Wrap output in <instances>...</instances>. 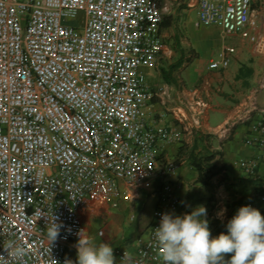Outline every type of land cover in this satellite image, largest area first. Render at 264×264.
<instances>
[{
  "label": "built area",
  "instance_id": "built-area-1",
  "mask_svg": "<svg viewBox=\"0 0 264 264\" xmlns=\"http://www.w3.org/2000/svg\"><path fill=\"white\" fill-rule=\"evenodd\" d=\"M195 1L196 26H217L264 50L252 0ZM166 9L158 0H0V244L11 239L27 249L16 258L0 246V264H63L82 229L80 209L90 202L116 209L156 176L162 181L145 234L115 258L164 264L154 228L162 212H176L179 197L176 163L162 154L200 127L207 106L194 89L171 98L144 81L141 67H155L164 50ZM79 12L81 24L69 22ZM233 51L224 46L208 67L226 68ZM254 109L255 102L238 119L249 121L245 141L264 161V108L249 116ZM256 164L239 161L249 175ZM52 214L63 227L50 244Z\"/></svg>",
  "mask_w": 264,
  "mask_h": 264
},
{
  "label": "crops",
  "instance_id": "crops-1",
  "mask_svg": "<svg viewBox=\"0 0 264 264\" xmlns=\"http://www.w3.org/2000/svg\"><path fill=\"white\" fill-rule=\"evenodd\" d=\"M259 1L263 3V6L259 7L264 8V0ZM253 2L254 0H252V6ZM186 6L183 12H186L187 19L182 21V24L186 33H189V23L196 19V1L188 0ZM204 27L220 30L214 25ZM172 28L173 24L162 25L161 22L160 32L163 36L164 50L158 61L160 67L158 64L154 67L162 78L160 86L164 87L171 98L194 89L207 101L200 127L191 135H186L180 143L167 145L162 154L164 160L176 163V175L171 178L179 197L176 213H183L189 211L191 206L204 204L207 217L228 221L238 207L245 204L246 199H251L253 206L263 214L264 200H259L258 196L264 191V161L259 150L245 141L249 121L239 120L238 116L244 114V108L249 107L253 102L256 109L251 110L249 116L254 117L260 114L264 108V88L258 87L260 76L264 72V50L257 51L253 43L240 35H227L220 30L222 36L238 35L244 42L237 47L224 45L234 48L227 67L211 69L208 67V62L214 59L209 52L211 41L205 36L203 39H196V44H193L187 38L185 42L181 41V45H178L176 35L171 31ZM168 30L173 37H168ZM259 30L264 32V18ZM175 55L176 58L172 61ZM165 62H167V68L163 67ZM162 68L168 70L167 78L163 77ZM241 103H244V106ZM155 107L160 108L159 102L155 104ZM211 115L216 119L220 117L215 126H210L208 123ZM168 120L170 116L164 119L159 118L157 122ZM224 126L226 129L223 128ZM199 134L203 135L201 141L198 138ZM201 148L214 154L211 159L213 163L223 164L224 167L209 180V183L199 181L197 170L189 163V153L191 151L199 153ZM245 158L257 160L253 175H249L239 165V161ZM161 181L162 178L156 176L151 180L149 188L133 190L131 198L122 199L116 209L106 204L90 202L87 207L79 210L82 232L91 237L90 227L92 221H96L97 229L102 228L103 233L98 235L96 232L91 238L102 236L103 241L108 242L112 238L108 232L112 234L113 225L117 224L118 236L116 237L131 251L133 242L145 234L152 219ZM149 201L151 207L146 209V203ZM77 239L78 236L72 238L66 247L67 258L75 260ZM117 248L119 247H113L114 256ZM230 255L231 253H226L225 259Z\"/></svg>",
  "mask_w": 264,
  "mask_h": 264
},
{
  "label": "clouds",
  "instance_id": "clouds-1",
  "mask_svg": "<svg viewBox=\"0 0 264 264\" xmlns=\"http://www.w3.org/2000/svg\"><path fill=\"white\" fill-rule=\"evenodd\" d=\"M62 227L52 214L46 229L50 244L56 241ZM225 228L226 232L213 236L206 205L198 204L179 214L175 210L162 212L154 235L164 264H264V215L258 208L251 204L239 206ZM77 236L75 260L67 258L63 264H117L110 243H96L82 229ZM0 246L6 255L16 258H22L27 251L11 239ZM226 253H231L227 259ZM126 259L123 253L121 262Z\"/></svg>",
  "mask_w": 264,
  "mask_h": 264
},
{
  "label": "rangeland",
  "instance_id": "rangeland-1",
  "mask_svg": "<svg viewBox=\"0 0 264 264\" xmlns=\"http://www.w3.org/2000/svg\"><path fill=\"white\" fill-rule=\"evenodd\" d=\"M167 3V9L163 10V19H166V23L167 24H173V28H172V32L175 33L176 35V39H177V43L178 45H181V41L185 42V39L189 38V40L193 43L196 44V39L200 40L203 39L205 36L211 41L212 45L210 48V55H213L214 58H217V54L220 50V48L224 45H232L234 47L240 46L242 44V42H244V40L241 39L240 36L238 35H231V36H222L220 33V30L217 28H211L208 29L204 26H196L194 24V19L189 23V33H186V31L184 30L185 28L183 27L182 21H186L187 19V15L186 12H183V8H187L186 4L188 2V0H161L160 2ZM259 6H263V3H261L259 0H254L253 2V7L254 9L258 12V28H260V24H262V20L264 18V8H261ZM263 10V11H262ZM262 11V12H261ZM84 15L83 12H79L75 18L70 19L69 22L71 23H78L81 24V22L83 21ZM168 37H173V35L170 33V31L168 30ZM173 45V44H171ZM209 56L208 54H205V56ZM176 58V55L173 56L172 61H174V59ZM204 59H206V57H204ZM167 62L164 63L163 67L167 68ZM158 66L160 67V64H158ZM142 70V74L144 77V81L150 85L151 87H153L154 89L158 88L160 86V84L162 83V78L160 77V75L158 74V70L155 69L154 67L151 66H142L141 67ZM220 120V117L218 116V119L214 118L213 115L210 116L208 123L210 126H215L216 123ZM208 149V147L206 148ZM205 150L204 148H201L200 150V154H205L208 153L209 151ZM151 207V203L150 201L146 203V209H149ZM117 222V221H116ZM115 222V223H116ZM98 222L96 221H92L91 227L90 229L92 230L91 233V237H93L94 233L97 232V227L96 224ZM114 223V224H115ZM118 223V222H117ZM123 224V221L121 222V226ZM100 225V224H99ZM117 224L113 225V229L111 230L112 234L110 232H108L109 236L112 235V238H110L108 240V243H111V245L114 247L118 246L121 247L123 246V242L116 236L117 233ZM119 227V226H118ZM107 228V226H106ZM96 237V236H95ZM94 237V241L96 243H99L101 241H103V237L102 236H98V238Z\"/></svg>",
  "mask_w": 264,
  "mask_h": 264
},
{
  "label": "trees",
  "instance_id": "trees-1",
  "mask_svg": "<svg viewBox=\"0 0 264 264\" xmlns=\"http://www.w3.org/2000/svg\"><path fill=\"white\" fill-rule=\"evenodd\" d=\"M161 0H158L160 2ZM162 25H166V19L162 20ZM168 70L161 69L162 75L164 78L168 76ZM198 138L200 141L203 139V135L199 134ZM213 153H193L192 151L189 153V163L197 170L198 180L203 183H209V180L217 173L220 169L224 168L223 164H216L211 161L213 158ZM229 187V186H228ZM230 188V187H229ZM209 219V228L211 230V234L213 236L219 234L222 231H227L225 228V224L227 221H221L216 217H207Z\"/></svg>",
  "mask_w": 264,
  "mask_h": 264
}]
</instances>
